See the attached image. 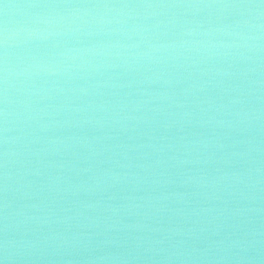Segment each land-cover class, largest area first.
Wrapping results in <instances>:
<instances>
[{"label": "water", "instance_id": "1", "mask_svg": "<svg viewBox=\"0 0 264 264\" xmlns=\"http://www.w3.org/2000/svg\"><path fill=\"white\" fill-rule=\"evenodd\" d=\"M5 199L9 264H264L261 0H0Z\"/></svg>", "mask_w": 264, "mask_h": 264}, {"label": "clouds", "instance_id": "2", "mask_svg": "<svg viewBox=\"0 0 264 264\" xmlns=\"http://www.w3.org/2000/svg\"><path fill=\"white\" fill-rule=\"evenodd\" d=\"M261 3L264 4V0H261ZM225 7L229 6V5H224ZM240 7H253L252 5H240ZM6 43V40H5ZM6 73H7V69L5 68V82H6ZM5 115H7V113L5 112ZM5 143H7V139L5 138ZM5 156H7V152L4 153ZM7 177H8V173L5 171L4 173V178H5V188L4 191L7 192ZM93 205L88 204L85 205V207H92ZM8 202L5 199L4 204H3V209H4V215H3V220H4V224H3V228L2 233L3 235L0 236V264H9L10 261H12L14 259V254L16 252V249L18 248V246L20 245V241H18L15 236L10 235V225L8 223ZM29 207L31 208H36L37 205L32 204L29 205ZM25 219H34L33 217H25ZM22 243L25 246H29L31 244V241H27L24 240L22 241ZM100 259H104V257H100Z\"/></svg>", "mask_w": 264, "mask_h": 264}]
</instances>
